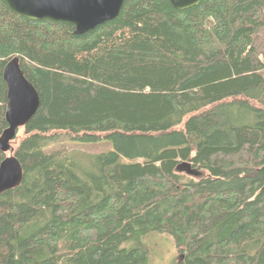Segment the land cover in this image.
<instances>
[{"label":"trees","instance_id":"trees-1","mask_svg":"<svg viewBox=\"0 0 264 264\" xmlns=\"http://www.w3.org/2000/svg\"><path fill=\"white\" fill-rule=\"evenodd\" d=\"M16 57L41 103L12 145L0 264H149L151 235L173 264H264V0H127L83 36L0 0V137ZM63 132L113 150L52 149Z\"/></svg>","mask_w":264,"mask_h":264},{"label":"water","instance_id":"water-1","mask_svg":"<svg viewBox=\"0 0 264 264\" xmlns=\"http://www.w3.org/2000/svg\"><path fill=\"white\" fill-rule=\"evenodd\" d=\"M16 15L34 21L67 23L73 26V35L83 36L97 28L118 20L127 0H4ZM177 11L198 6L201 0H169ZM7 85L6 121L8 128L0 137V151L7 155L0 165V196L16 189L23 182V167L14 155L12 143L18 130L26 127L40 107V97L26 78L19 58L12 59L4 69ZM182 172L197 177L189 164Z\"/></svg>","mask_w":264,"mask_h":264},{"label":"rangeland","instance_id":"rangeland-1","mask_svg":"<svg viewBox=\"0 0 264 264\" xmlns=\"http://www.w3.org/2000/svg\"><path fill=\"white\" fill-rule=\"evenodd\" d=\"M61 134L62 135H60L61 137L58 142L52 145V149H61L67 152L78 151L80 153L90 155H97L113 150L112 144L106 140H103L100 143L81 144L72 141L71 136L67 135L66 132ZM17 135L18 138L16 142L12 144L15 149L19 146L20 141L25 137L24 129H20ZM145 243L149 246L150 250H152L149 264L179 263L181 256L169 236L151 235L146 239Z\"/></svg>","mask_w":264,"mask_h":264},{"label":"bare ground","instance_id":"bare-ground-1","mask_svg":"<svg viewBox=\"0 0 264 264\" xmlns=\"http://www.w3.org/2000/svg\"><path fill=\"white\" fill-rule=\"evenodd\" d=\"M201 3V2H200ZM53 23H55V22H53ZM17 58V57H16ZM6 67V66H5ZM5 69V68H4ZM3 73H4V71H3ZM3 79H4V76H3ZM5 81V80H4ZM6 83V82H5ZM6 111H7V96H6ZM22 128H25V127H22ZM188 175V174H187ZM190 176V175H189ZM193 177H195V176H193ZM23 178H24V173H23ZM18 188V187H17ZM14 190V189H13Z\"/></svg>","mask_w":264,"mask_h":264}]
</instances>
